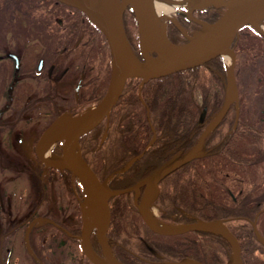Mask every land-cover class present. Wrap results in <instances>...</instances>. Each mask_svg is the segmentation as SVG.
Instances as JSON below:
<instances>
[{"label":"trees","instance_id":"trees-1","mask_svg":"<svg viewBox=\"0 0 264 264\" xmlns=\"http://www.w3.org/2000/svg\"><path fill=\"white\" fill-rule=\"evenodd\" d=\"M192 16L213 23L220 11L207 6L194 9ZM176 19L190 35L201 27L182 13L176 14ZM133 24L132 11L127 10L126 37L135 48H132L134 53L143 60L139 42L131 33ZM82 25L85 62L102 60L96 99L99 102L110 81L111 55L104 35L86 18ZM168 38L174 44L187 42L175 25H171ZM101 47L104 55L98 52ZM232 48L236 99L229 102L218 124L206 136L205 155L194 158L162 180L156 204L160 220L174 225L224 220L240 244L241 264H264V245L252 229V221L258 214L256 225L264 237V34L246 24L239 30ZM227 78L225 62L219 57L200 67L142 84L139 79L128 80L107 125L104 122L81 138L85 161L100 178L111 173L112 187L126 188L171 156L186 154L198 143L206 123L222 108ZM203 108L207 110L206 117L199 123ZM105 130L106 137L101 141ZM153 135L155 139L150 144ZM140 154L124 172H119ZM70 191L69 179L68 196L78 209ZM110 208L109 236L115 244L112 247L116 259L125 264H138L122 249L124 246L134 251L130 247L135 243L142 248L140 256L157 260L140 242L142 238L151 242L161 255L160 264L185 257L205 264H225L232 255L230 242L218 233L190 231L174 236L152 233L141 219L132 193L112 198ZM76 224L77 232L79 223Z\"/></svg>","mask_w":264,"mask_h":264},{"label":"flooded vegetation","instance_id":"flooded-vegetation-1","mask_svg":"<svg viewBox=\"0 0 264 264\" xmlns=\"http://www.w3.org/2000/svg\"><path fill=\"white\" fill-rule=\"evenodd\" d=\"M127 10L132 11L128 7L125 13ZM85 18L89 20L82 11L57 0H0V264H94L82 249L85 188L69 171L54 168L43 161H56L62 154L64 137L55 138L51 154H44L47 139L59 132V120L64 116H80L85 106L92 103L96 107L102 100L96 102L101 68L95 61L91 63L98 69L97 75L86 81V68H90L91 63L85 62V30L82 25ZM77 19L81 21L77 22ZM95 68L92 66V70ZM142 83L145 82L141 80ZM228 92L227 83L226 94ZM218 113L206 123L205 128ZM109 117L110 114L100 124L105 122L106 126ZM82 137L77 142L81 154ZM105 137L106 130L101 141ZM42 138L45 139L39 144ZM154 139L153 135L150 144ZM140 156L130 159L119 172H124ZM110 174L107 175L109 187L124 189L109 184ZM69 179L70 192L78 209L68 196ZM162 180L158 184L159 193ZM147 187L128 192L133 194L137 211ZM156 201L150 213L155 207L157 220L164 222L160 220ZM76 223H79L77 232ZM109 229L108 243L116 257ZM25 238H28V243ZM140 242L149 252L145 243L157 252L145 238ZM90 244L92 253L101 257L95 228L91 231ZM122 249L138 264H160L158 252L159 257L150 252L157 260H149L139 252L124 246Z\"/></svg>","mask_w":264,"mask_h":264},{"label":"water","instance_id":"water-1","mask_svg":"<svg viewBox=\"0 0 264 264\" xmlns=\"http://www.w3.org/2000/svg\"><path fill=\"white\" fill-rule=\"evenodd\" d=\"M70 7H74L82 11L88 19L101 31L109 47L111 55V73L110 81L105 95L99 104L92 110L88 111L81 120H79L70 130L65 134L62 141V154L58 160L50 162L43 160L47 165L54 168L65 169L69 171L85 188V192L88 195H95L102 201V219L98 227L95 228V238L101 250V257H97L101 260L102 264H115L112 249L108 243L107 232L110 225V199L114 196L123 195L131 191H137L144 186H151L153 192L151 196H147L144 192L141 200L137 206L138 212L142 217L147 227L155 234L161 236H174L184 234L190 231L194 232H212L221 234L225 237L232 246V255L226 261L225 264H241V247L232 234V232L226 226L224 220H211L204 221L198 220L195 222L184 223L179 225H173L168 227L156 226L150 218V210L157 200L159 195V182L168 174L178 169L179 167L189 163L191 160L197 157L205 155L204 140L207 134L211 131L214 125L221 119L224 111L226 110L228 103L230 102L229 93L216 115L218 119L207 126L202 135L200 136L196 146L182 156H174L171 159L165 161L151 174L138 181L134 185L124 189H112L108 185V178L100 180L89 164L82 157L80 152L76 156H71V149L74 144H77L78 139L98 126L104 119H106L116 103L118 102L127 80L141 79L142 82H146L152 79L165 77L180 71L190 70L202 65L208 64L216 58L221 57L224 59V54L227 52L232 53V63L228 72V87L230 86V79L232 77L234 87V75L233 66L235 62V54L232 48L235 39L237 38L239 30L246 24L252 25L256 30L264 34L263 31L258 29L251 21V17L264 8V0H242L237 5H229L223 9L216 3L206 4L212 6L220 11L219 18L213 23H207L200 21L192 16L194 7L189 10L188 17L197 22L201 27L194 35H188L182 31L186 37L187 42L183 44H174L170 41L165 31L166 41L174 47H178L182 50H197L190 44L193 38L197 39H212L214 41L211 45L203 46L202 51L188 57H178L161 47L154 38L148 32L145 21V10L147 0H120L116 7L113 6L112 0H106V7L103 8L99 0H57ZM130 7L135 18V22L138 27L140 35V45L145 46L149 55H155L160 58L163 64L158 66H144L133 53L123 25V15L126 9ZM178 13H181L178 11ZM133 53L135 59L141 65H130L128 59V53ZM143 55L144 52H142ZM146 58V57H145ZM141 62V63H140ZM235 89V88H234ZM206 116V108H203L199 123H202ZM215 121V122H214ZM45 138H42L39 142ZM38 144V145H39ZM258 215V214H257ZM252 221V229L256 239L264 245V237L260 234L257 225L256 218ZM146 247L155 256L159 257V254L147 243ZM82 249L94 264H101L92 259L88 252L85 250V246L82 243ZM117 260V259H116ZM118 261V260H117ZM119 262V261H118ZM120 263V262H119ZM164 264H205L202 261L185 257L178 261L166 262Z\"/></svg>","mask_w":264,"mask_h":264},{"label":"bare ground","instance_id":"bare-ground-1","mask_svg":"<svg viewBox=\"0 0 264 264\" xmlns=\"http://www.w3.org/2000/svg\"><path fill=\"white\" fill-rule=\"evenodd\" d=\"M241 1L242 0H147L146 10H145L146 26H147L148 32L154 38V40L169 53L175 56H178V57L192 56L194 54L201 52L202 51L201 49L203 46L211 45L214 41H212V39H201L200 40L197 38H193L190 45L196 48L197 49L196 51L193 49L182 50L178 47H174L166 41V38L164 35L165 34V19L171 18L172 13L178 11L181 6L191 5L192 7H195V6H200L204 4L206 5V4L216 3L219 7L225 9L227 8V6L237 5ZM99 2L101 3L103 8L106 7V0H99ZM112 4L114 7H116L117 0H112ZM250 21L258 29L264 32V8H262L260 11L255 13L251 17ZM143 49L146 55V62L142 65L158 66V65L163 64L160 58H153L152 56H150L145 46H143ZM128 59H129L130 65L132 66L141 65L139 64V62H137V60L135 59L130 49L128 53ZM224 59L227 62V64H231L232 63V53L227 52L226 54H224ZM228 93H229V97H231V95L234 93V83H233L232 77L230 79V86H229ZM85 114H82L74 118H71L70 116L62 117L59 120L58 125H57L59 132L56 134H53V136L47 139V142L45 143L46 145L44 147V154L50 155L51 154L50 151L55 142L54 139L55 138L62 139L65 136V134L70 130V128L74 126L79 120H81ZM217 119L218 117H216L215 121ZM77 152H78V145L74 144L71 149V156L72 157L76 156ZM152 192H153V188L151 186L147 187L146 194L148 197L151 196ZM84 210L86 212V217H85V226L83 229L82 241L85 246V250L88 252L89 256H91L93 260L102 264L103 262L99 260L97 256L94 255V253H92L90 249L91 248V244H90L91 231L93 228H96L100 225L101 219H102L101 199L95 195L86 196V199L84 202ZM150 218L156 226L163 227V228L168 227V224L157 220V218L153 216L152 211L150 213ZM112 255L114 257V254ZM114 262L115 264H122V263H119L115 258H114Z\"/></svg>","mask_w":264,"mask_h":264},{"label":"rangeland","instance_id":"rangeland-1","mask_svg":"<svg viewBox=\"0 0 264 264\" xmlns=\"http://www.w3.org/2000/svg\"><path fill=\"white\" fill-rule=\"evenodd\" d=\"M120 0H117V3L119 2ZM206 7V5L204 4V5H200V6H195L194 8L195 9H202V8H205ZM191 8H193L191 5H187V6H181L180 8H179V10L178 11H180L182 14H184V15H186V16H188L189 15V10L191 9ZM178 11H176V12H173L172 13V17L171 18H166L165 19V31L167 32V36H168V34L170 33V27H171V25H175L180 31H181V33H182V31L183 32H185L186 34H188L187 33V31L184 29V28H182L181 26H180V24L178 23V21H177V19H176V14H179L178 13ZM131 33H132V35L133 36H135V38H136V42L138 43V41H139V47H140V51H141V53L142 52H144V49H143V47H142V45H140V35H139V31H138V27H137V25H136V23L135 24H133V29H132V31H131ZM183 34V33H182ZM189 35V34H188ZM184 36V35H183ZM190 36V35H189ZM185 37V36H184ZM186 38V37H185ZM134 46H136L135 44H134ZM97 47H100L99 45H97ZM130 47H131V45H130ZM132 48H134L133 46L131 47V49ZM135 49V48H134ZM132 51H133V49H132ZM99 53H101V55H104V50H103V47H101L100 48V50L98 51ZM133 53H134V51H133ZM135 54V53H134ZM145 54V53H144ZM106 56H107V54H105ZM136 55V58L138 59V57H139V61H141L142 63H144L145 61H146V55H143V53H142V59L143 60H141L140 59V56H138L137 54H135ZM153 58H158L157 56H155V55H151ZM101 61L102 60H95V64H96V66L97 67H99V64L101 63ZM140 62V63H141ZM224 62H225V64H226V67H227V69H228V72H229V70H230V67H231V64H227V62L225 61V59H224ZM111 65V64H110ZM92 66H94V68L96 67L95 65H94V63H91V66H90V68H86V70H87V78H86V81L88 80V79H93L96 75H97V71H98V69H94V70H92ZM234 82H235V78H234ZM235 89H234V93L231 95V97H230V99H236V83H235V87H234ZM226 97H227V94H226ZM95 106L92 104V103H90L89 105H87V106H85L84 107V110H83V112H81V114H85V113H87L88 111H90V110H92L93 108H94ZM80 114V115H81ZM87 196V194L85 193L84 194V199H85V197ZM71 213V212H70ZM152 213L154 214V216L157 218V215H158V211H157V209L154 207L153 208V210H152ZM163 223H165V222H163ZM166 224H168V223H166ZM168 226H173V224H168ZM146 235V234H145ZM144 235V236H145ZM25 240H26V242L28 243V238H25ZM136 245L138 246V243H135L134 245H132V247H130L132 250H134V251H136L137 253L138 252H141L140 250H142V248H141V246L139 245L138 247H136ZM140 249V250H139ZM97 256V255H96ZM97 257H100V256H97ZM120 262V261H119ZM120 263H122V264H125V263H123V262H120Z\"/></svg>","mask_w":264,"mask_h":264}]
</instances>
